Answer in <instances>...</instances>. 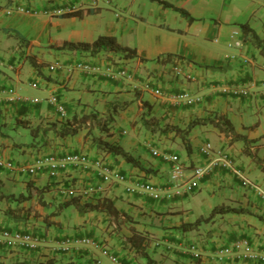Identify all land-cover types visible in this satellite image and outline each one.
Masks as SVG:
<instances>
[{
	"label": "crops",
	"instance_id": "obj_1",
	"mask_svg": "<svg viewBox=\"0 0 264 264\" xmlns=\"http://www.w3.org/2000/svg\"><path fill=\"white\" fill-rule=\"evenodd\" d=\"M12 1L14 5L25 3V7L42 13L34 16L18 12L13 20L3 26L15 31L7 33L13 41L6 43L3 38L0 39L3 47L8 46L12 50L8 57L0 56V89L10 88L14 92L12 96H0V149L13 160L30 162L36 151L60 155L71 150H84L92 157L104 156L115 168L148 176L149 181L167 188L170 186L168 164L153 158L144 142L155 140L174 150L173 144L182 145L180 134L167 131L158 135L146 129L138 119L145 107L150 108V116L159 124L169 123L180 128L186 127L194 118L217 112L226 116L234 128L238 123L240 131L235 130L244 135L242 128L247 127L242 122L246 117L241 114L242 110L253 102H264L261 91L249 97H231L220 90L222 86L234 82H254L257 85L259 80H264V55L239 26L240 22L247 21L264 41V0L254 3L256 8L245 20H239L236 12H228L224 6L221 11L212 9L207 0H166L186 10L192 20L188 21L178 12L169 13V7L151 5L149 20L142 12L131 13L134 24L128 17L118 20L116 14L115 22L103 18L102 5H110L113 0H97L95 5L82 4V0ZM136 2L141 3V0ZM69 7H93L95 12L82 17H61L59 13ZM257 7L262 8L257 10ZM99 34L114 35L120 45L133 48L136 55L124 56L113 51L89 55L57 48L63 41H91ZM235 42L237 46L233 45ZM42 53L60 62V67L49 70L48 64L53 61L45 62ZM167 53L180 58L185 71L194 74L195 79L187 80L174 75L168 62L156 58L164 57ZM245 59L247 62H244ZM26 60L38 65L32 64L33 68L29 70L31 77H27L30 84H37L33 91H27L21 75L25 72ZM76 60L90 61L99 71L90 74L69 71L68 66ZM42 64H46L47 68L40 67ZM107 65L124 68L129 76L108 79L102 73ZM206 65L221 67L214 70L206 68ZM148 81L152 86H159L166 94L188 90L201 93L203 100L193 106L174 105L167 97H157L145 88L144 84ZM53 92L64 103L65 118H60L47 102L46 98ZM16 96L30 100L19 101ZM113 102H117L116 106L124 104V108L112 112L110 107ZM253 126L258 136L264 134V129L258 132L259 124ZM60 129L67 132L58 133L56 130ZM23 131L29 132L30 136L20 140L17 137L23 135ZM206 135L212 136L214 150L204 158L196 148ZM93 137L119 143L152 171H143L113 154L100 151L94 145ZM186 137L191 153L181 156L185 164H205L218 159L217 150L228 152L231 164H215L201 178L200 185L212 189L216 187L214 191L217 194L213 191L214 196L221 201L217 205L241 206L250 213H218L200 221L197 227L182 230L177 227L179 224L207 216L198 213L194 219L187 217L192 214L191 205L202 203V198L192 192L191 198L187 193L156 201L143 193H127L120 184H106L101 193L84 197L81 196V188L99 181L91 168L70 167L56 178H49L44 172L26 175L0 169V228L32 230L39 237L36 246L31 248L0 246V264H96L97 258L101 264H109L107 256L91 246L71 248L67 252L57 250L56 246L64 235L90 236L130 264H257L234 259L217 262L211 256L218 246L239 239H247L254 249L264 251V199L259 193V190L264 192V187L253 184L246 192L240 190L244 186L239 183V176L245 177L244 169L225 148L226 144L229 146L227 137L218 133L211 124L192 126ZM74 198L80 202L107 198L112 201L119 217L126 216L136 221L130 223L134 225L130 231L143 234L151 231L148 236L145 234L144 244L146 251L151 252L149 256L153 261L149 262L124 248L122 235L110 232V228L103 224V217L97 221L98 215L94 212L100 211L80 212L73 205L64 204ZM68 212L82 221L76 222L74 218L73 222H64ZM103 214L105 218L108 216ZM128 235L130 232L127 229L123 237ZM163 235L174 238L167 243ZM189 243L198 245L202 252L200 259L191 257L187 251ZM155 244L158 247H154ZM164 244L168 245L165 246L168 251L159 255Z\"/></svg>",
	"mask_w": 264,
	"mask_h": 264
},
{
	"label": "built area",
	"instance_id": "obj_2",
	"mask_svg": "<svg viewBox=\"0 0 264 264\" xmlns=\"http://www.w3.org/2000/svg\"><path fill=\"white\" fill-rule=\"evenodd\" d=\"M83 2H91L92 4L95 0H82ZM13 11L31 13L30 9H26L23 6H16L11 9H7L6 13L10 14ZM232 46V43H229ZM234 46H237L238 43H234ZM182 61L176 60L172 66V72L176 75H183L188 79H195L192 74L186 72L182 68ZM59 64L53 62L49 65V69L53 70L57 68ZM68 70H78L83 73H95L98 72V67L92 65L89 62L85 61H76L72 65L68 66ZM102 73L109 78L118 79L120 77L126 76V71L122 69H114L110 66H105ZM32 87H36V84L33 82ZM145 88H149L151 92L157 97H167L170 102L174 105L184 104V105H193L199 103L202 99V96L198 93H193L187 90H181L180 92L173 94L164 93L160 87L153 86L151 87L149 83L144 85ZM259 88L261 92H264V80H261L259 84L249 83V84H235L231 86H224L222 90L228 92L234 96H246L251 90H256ZM14 93L10 88L0 89V96L8 95L12 96ZM16 99L24 100V98L17 96ZM49 101L54 105L55 110L58 114L63 117L65 115V109L63 104L57 99L55 94L49 96ZM147 147L149 148L150 153L169 164V179L170 186L163 188L157 186L154 183H151L144 179H138L133 182L127 180L125 174H121L117 169H114L110 163L104 158L95 157L90 158L85 152H69L65 153L62 156H54L49 153L37 154L30 163H15L8 158H6L3 153L0 151V167L6 168L8 170H14L18 172H26L28 174H36L41 171H45L49 177H56L60 171L64 170L67 166L70 165H80L83 168L91 167L95 171V175L101 180L99 182L87 184L83 193L86 195H92L103 190L104 184L111 183H120L127 182L125 186L126 192H138L143 193L149 196L154 200L161 199H170L175 195L192 192L196 189L201 178L206 174L215 164L222 162L225 165L231 164V158L228 155V152L219 149L217 150L218 159L209 160L205 164L194 165L191 170L186 173L183 162L181 161L178 154L169 152L166 149H159L155 146H152L150 142H146ZM212 150L210 142H205L199 147V152L204 156H209ZM242 183L247 185H253L247 179L243 178ZM259 193L264 199V192L259 190ZM36 244V238H34L29 232H21L18 230L10 231L7 229H0V246H9L14 245L17 247H33ZM84 246L91 245L98 247L101 251V254L105 255L109 259V264H128L127 262L121 260L118 256L110 253L107 248L99 247L89 238H77L71 240L65 238L62 240L57 247L61 251H67L70 247L74 246ZM187 251L191 254L194 259L201 258L202 252L200 251L198 245L191 243L187 247ZM215 261L223 262L227 259H234L239 261H249L252 263L264 264V251L254 249L247 239L234 240L228 244L218 246L211 256ZM96 264H100L99 259L95 260Z\"/></svg>",
	"mask_w": 264,
	"mask_h": 264
},
{
	"label": "rangeland",
	"instance_id": "obj_3",
	"mask_svg": "<svg viewBox=\"0 0 264 264\" xmlns=\"http://www.w3.org/2000/svg\"><path fill=\"white\" fill-rule=\"evenodd\" d=\"M136 1H138V0H136ZM136 1L135 2H129L126 0L125 1L113 0V2L110 5L108 3H106L107 5L103 4L102 5L103 6V8H102V14L103 15L102 16L105 20L112 21V22H115L117 16H119L118 20H123L125 17H128L130 22L132 24H134V21L132 19L134 17L131 14L132 12L136 13V14L142 12L145 15V19L149 20L150 19L149 18L150 17L149 6L154 5L156 7H159V5H160L158 2L151 1V0H141V3L136 2ZM256 1L257 0H207V2L210 3L212 9H214L216 11H219V10L221 11L222 7L224 6L228 10V12H231V11L236 12L240 17V18H238L239 20L247 19V17L250 15V12L256 8V6L254 5V3H256ZM12 2H13L12 0H0V20L2 21V23H0V39L3 38L2 40H5L6 43H10L13 41L7 35V33L8 32L15 33V31L13 32L12 29H10V30L4 29L3 26L7 22L13 20L14 17L18 14L17 11L12 12L11 14L5 13V10L10 9L14 6V4H12ZM227 2H229V4ZM24 4L25 3H23V5ZM261 8L262 7H257V10H259ZM32 10L35 11L34 14L32 13V15H34V16L41 13V11L39 12L38 10H35L34 8ZM173 11L174 10L171 8L168 9L169 13L170 12H172V14L177 13L176 11H174V12ZM222 12L225 13V10H222ZM115 14H117V16ZM212 15H214V14H212ZM136 18L139 19L138 17H136ZM137 22L139 23L141 21L137 20ZM135 24H136V22H135ZM2 40H0V41H2ZM34 47H36V46H34ZM36 50H38V49H36ZM11 53H12V50L10 48H8V46L3 47L0 44V56L1 57H8ZM34 53H37V51H34ZM42 57H43L45 62H47L49 60L54 61V59L52 60V58L49 57L48 54L42 53ZM32 66L33 65L29 61L26 60V63L24 65V69H25L24 71L25 72L21 73L23 83L26 86L27 91H33V89H35L34 87L31 86L30 81L27 79V77H31L29 70H30V68H33ZM46 66H47L46 64L40 65V67H42V68H45ZM241 114L246 116L244 118V120L242 121L243 123H245V126L247 127V128H242V130L245 132L244 136L246 138V142L243 138L242 139L239 138V139L234 141L233 137H229L224 132H221L222 135L227 137L229 146H231V145L234 146V149H231L226 144L225 148H228L230 153L234 156L236 162L243 167V169H244L243 174L245 175V177L249 181H251L253 184H258V185H260V187L261 186L264 187V169L262 167L263 162H264V134L261 136H258L254 132V126H253V125H257V124L260 125V129L258 130V132L261 129H264V102L262 100H259L258 102H253L248 108H245L244 110H242ZM252 126H253V128H252ZM128 129L130 131V127ZM233 129H234V132H236L235 129L240 131L239 130L240 125H238V123H236L235 128L233 127ZM218 133H220V132L218 131ZM219 135H221V134H219ZM29 136H30L29 132L23 131V135H19L17 138L22 140L24 138L28 139ZM262 136H263V138H261ZM206 139H208L210 142H213V138L210 135H206L203 137V141H206ZM157 146L159 148L166 147L163 145V143H160V142L157 143ZM244 147L247 148V152H246V150H244ZM172 149H174L173 151H177V153H179L182 157L186 156L185 149H184L183 145H179V144L174 145L173 144ZM15 153L18 154V152H15ZM257 158L262 160V162L258 161ZM207 185L209 186V184H207ZM208 188H209L210 193L208 191ZM215 188L216 187H214L212 189V187H206L204 185L199 184V186L196 189H194V191L192 193H194V194L198 195L200 198H202V203L197 202L196 204L191 205V208L193 211H192V214H188L187 217H191L192 219H194L198 213H205L206 215H208L210 210L212 209L211 207H213L218 202H221V201H217V197L214 196L217 194L214 191ZM249 188H250L249 186H247V187L245 186L243 189L241 188L240 190L241 191L243 190V192H246V191H248ZM192 193H190L188 195L189 198H191V196H193ZM100 212L101 213H95L94 212L95 215H98L97 221H100L103 217V224H105L106 228L109 227L110 232L121 234L122 238H123L121 240H124L123 236H124L125 232L127 231V229H128V232L131 233L130 228L134 225H131L130 223H132V222L135 223L136 221H131L128 218H126V216H124L122 218L119 216L115 217L114 215H111V216H107L105 218V215L103 214V212L102 211H100ZM183 216H186V214H184ZM74 218H76L75 219L76 222L82 221L79 217L75 216V214H73V213L69 214V212H68L64 216V222H73ZM103 224H102V226H104ZM121 229H123V230H121ZM104 232H106V231H104ZM150 232L151 231H145V234L147 233V236H148ZM163 237H164L163 240L166 239L167 243H168V241H171L172 238H174V237H171V239H170L169 235H166V236L163 235ZM169 244H170V242H169ZM165 246H168V245L164 244V248H161L159 255H163V253L168 251V250H166ZM154 247H158V246H156V244H155ZM137 255H139V254H137ZM144 259H146V258L144 257ZM217 262H219V261H217Z\"/></svg>",
	"mask_w": 264,
	"mask_h": 264
},
{
	"label": "trees",
	"instance_id": "obj_4",
	"mask_svg": "<svg viewBox=\"0 0 264 264\" xmlns=\"http://www.w3.org/2000/svg\"><path fill=\"white\" fill-rule=\"evenodd\" d=\"M156 1L163 7H169L176 12H178L180 15L187 18L188 21L192 20V17L188 14L186 10H184L181 7H177L174 4L166 1V0H151ZM95 12V9L89 8V7H77V8H69L68 10H65L61 12L59 15L61 17H69V16H77L82 17L84 15L92 14ZM239 26L241 30L244 32L245 36L248 37L252 43L259 48V51L262 55H264V41L258 36V34L251 28L247 21L240 22ZM57 48H64L66 50L70 51H79L84 52L86 54L92 55L99 51H113V52H119L124 56H134L135 50L133 48H129L126 46L120 45V43L117 41L116 37L114 35L110 34H99L97 35L93 40L91 41H63L61 44L57 46ZM176 55L172 54H165L164 57H156L157 59L161 58V61L163 62H171ZM33 65H36L32 62ZM38 67V65H36ZM206 68L209 67L211 69H219L221 66H210L206 65ZM108 79L113 80L112 78L107 77ZM115 80V79H114ZM146 102V101H144ZM117 102H113L111 104L110 109L112 112L116 111L118 108L123 109L124 104H119L118 106ZM150 108L145 107L142 111V114L139 116V121L141 125L145 126L146 129L152 132L163 133L167 131H173L175 133L180 134V139L183 144V147L185 149L186 155H189L191 153L190 144L188 142V138L186 137V134L190 130V128L196 124H206L210 123L212 124L219 132H224L229 137H233L234 141L237 139H244L246 142V138L243 134H238L234 132L233 125L231 124L230 120L223 116L222 114H219L217 112H213L212 114H209L207 116L203 117H197L192 119L188 125L184 128H180L176 125L165 123V124H159L157 121H155L150 116ZM58 133H65L67 130H56ZM94 145L97 149L104 153H110L114 156L124 160L128 164H130L133 167H138L143 171H152L150 167L143 166L139 160L131 154L130 151L123 148L119 143L108 141L106 139H103L101 137H93ZM244 150L247 152V148L244 147ZM258 161L262 162L259 158H257ZM264 169V162L262 165ZM118 172L121 174H125L127 176V173L125 171H122L118 169ZM147 180L149 179L148 176L145 175H134L130 174V178L132 180H135L136 178ZM154 200V199H153ZM161 200H168V199H161ZM156 200V201H161ZM65 205H73L78 211L80 212H88V211H102L105 212L106 215H114L115 217L118 216L117 209L112 204V201L103 198L101 200H98L96 202H80L79 199L74 198L64 203ZM226 212H241V213H250L247 208L244 207H238L228 204H215L212 209L210 210L209 214L204 218H196L192 222H183L177 226L178 228L182 230H190L194 227H197V225L200 223V221H203L204 219L211 218L212 216L218 214V213H226ZM258 217H261L258 215ZM145 234H143L140 231L132 230L130 235L125 236L123 240V247L129 249L135 254H139L142 257H145L147 261L152 262L153 260L149 256V253L146 251V244H144ZM44 264V263H39ZM46 264V263H45Z\"/></svg>",
	"mask_w": 264,
	"mask_h": 264
},
{
	"label": "clouds",
	"instance_id": "obj_5",
	"mask_svg": "<svg viewBox=\"0 0 264 264\" xmlns=\"http://www.w3.org/2000/svg\"><path fill=\"white\" fill-rule=\"evenodd\" d=\"M97 3V0H95V2L92 4L91 2H83L82 1V4H92V5H95ZM16 6H23L24 8H26V9H30L31 10V13H26V14H34V12L35 11H33L32 9L33 8H31V7H25L24 5H14L13 7H16ZM12 7V8H13ZM69 8H72V7H69ZM69 8H67L66 10H68ZM75 8H77V7H75ZM11 9V8H10ZM65 11V10H64ZM13 12H16V11H13ZM17 12H19V11H17ZM61 12H63V11H61ZM60 12V13H61ZM5 13H6V10H5ZM12 13V12H11ZM10 13V14H11ZM22 13H25V12H22ZM43 13H47V12H43ZM59 13V14H60ZM117 15V14H116ZM176 60H180V58H174L171 62H168L170 65H171V69H172V66L174 65V62L176 61ZM246 60V59H245ZM244 60V62H247V60L245 61ZM76 61H80V60H76ZM75 61V62H76ZM81 61H85V60H81ZM180 61H182V60H180ZM53 62H57L58 64H59V66L57 67V68H59L60 67V62H58L57 60H55V61H53ZM53 62H51V63H49L48 64V69H49V65L50 64H52ZM85 62H89V63H91L90 61H85ZM182 63H183V61H182ZM73 64V63H72ZM71 64V65H72ZM92 64V63H91ZM107 66H109V65H107ZM111 67V66H110ZM57 68H55V69H57ZM113 68V67H112ZM182 68H183V66H182ZM55 69H53V70H55ZM114 69H122V70H125L124 68H120V67H118V68H114ZM50 70V69H49ZM183 70L185 71V69L183 68ZM52 71V70H51ZM73 71V70H72ZM126 71V70H125ZM187 72V71H186ZM191 74V73H190ZM174 75H176V74H174ZM193 76H194V78H195V75L194 74H192ZM127 76H129V74L127 73V71H126V76H124V77H127ZM178 76V75H177ZM179 76H182V77H184L183 75H179ZM120 78H123V77H120ZM120 78H118V79H120ZM184 78H186V77H184ZM187 80H191V79H188V78H186ZM114 80V79H113ZM194 80V79H193ZM259 81H261V80H259ZM35 84H36V82H34ZM147 83H149V85L151 86V87H153L152 86V83L151 82H147ZM32 84V83H31ZM146 84V83H145ZM144 84V85H145ZM235 84H246V83H244V82H234L233 84H229V85H224V86H231V85H235ZM247 84H249V83H247ZM37 85V84H36ZM32 86V85H31ZM224 86H222L221 88H220V90L222 91V92H224L223 90H222V88L224 87ZM159 87V86H158ZM35 88V87H34ZM2 89V88H1ZM150 92H151V90L149 89V88H147ZM161 89V88H160ZM12 90V89H11ZM162 90V89H161ZM13 91V90H12ZM188 91V90H187ZM260 91V89H256V90H251V92L248 94V95H246V96H234V95H232V94H230V93H228V92H224V93H226L227 95H229V96H231V97H249L252 93H254V92H259ZM191 92V91H190ZM14 93V92H13ZM152 93V92H151ZM193 93H195V92H193ZM262 93H264V92H262ZM52 94H55L56 95V97H57V99L63 104V106H64V103L61 101V99H60V96H58L57 94H56V92H53V93H51L50 95H52ZM153 94V93H152ZM198 94H200L201 96H202V94L201 93H198ZM49 95V96H50ZM154 95V94H153ZM49 96L46 98L47 99V102L55 109V107H54V105L49 101ZM17 97V96H16ZM18 100V99H17ZM24 100H26V101H28V100H30V98H25ZM202 100H203V96H202V99H201V101L199 102V103H201L202 102ZM20 101V100H19ZM21 101H23V99L21 100ZM196 104H198V103H196ZM179 105H184V104H179ZM193 105H195V104H193ZM193 105H185V106H193ZM64 109H65V106H64ZM56 111V110H55ZM57 112V111H56ZM58 113V112H57ZM58 116L60 117V118H65V116H66V110H65V115L63 116V117H61L59 114H58ZM208 124H210V123H208ZM123 132H125V131H123ZM146 142H150L151 143V145L152 146H155V147H157V148H159L158 146H157V143H158V141H152L151 139H149V140H146L145 142H144V146L146 147V149H147V151H148V153L153 157V158H156V159H158V160H161V159H159V158H157V157H154L151 153H150V151H149V148L147 147V145H146ZM205 142H210V141H202L198 146H197V153H199V155H201L202 157H204V158H207V156H204L202 153H200L199 152V147L203 144V143H205ZM210 144H211V146H212V150H211V152L214 150L213 149V145H212V143L210 142ZM183 145V144H182ZM159 149H166L167 151H169V152H173V153H176V154H178L176 151H173V150H170L169 148H167V147H162V148H159ZM223 150V149H222ZM0 151L3 153V150L2 149H0ZM79 151H81V152H85L86 154H88V156L90 157V158H95V157H101V158H104V156H102V155H97V156H94V157H92L90 154H89V152H87V151H84V150H71V151H67V152H63L62 154H60V155H54V154H52V155H54V156H62L63 154H65V153H69V152H79ZM225 151V150H224ZM211 152H210V154H211ZM227 152V151H226ZM42 153H45V152H42V151H36L35 153H34V157L37 155V154H42ZM49 154H51V153H49ZM3 155H4V153H3ZM5 156V155H4ZM178 156L180 157V159H181V161L183 162V164H184V167H185V172L186 173H188L190 170H191V168L194 166V165H197V164H190V163H187V164H185L184 163V161L182 160V158H181V155L180 154H178ZM210 156V155H209ZM6 157V156H5ZM33 157V158H34ZM6 158H8L9 160H11V161H13V162H15V163H30V162H19V161H16V160H13L12 158H10V157H6ZM104 160H106L105 158H104ZM107 161V160H106ZM161 161H163V160H161ZM109 162V161H108ZM163 162H165V161H163ZM110 163V162H109ZM165 163H167V162H165ZM168 164V163H167ZM110 165L114 168V169H117V168H115L113 165H112V163H110ZM203 165V164H202ZM70 167H80V168H82V169H88V168H91V167H88V168H83L82 166H80V165H76V166H74V165H70V166H67L65 169H67V168H70ZM168 167H169V164H168ZM0 169H2V170H6V171H10V172H16V173H19V174H26V175H37V174H39V173H45L46 175H47V173L45 172V171H41V172H38V173H36V174H28V173H26V172H18V171H14V170H8V169H6V168H2V167H0ZM64 169V170H65ZM92 170H93V168H91ZM64 170H62V171H60L59 172V174L61 173V172H63ZM93 172H94V175H95V171L93 170ZM168 173H169V171H168ZM58 174V175H59ZM57 175V176H58ZM205 175V174H204ZM48 176V175H47ZM56 176V177H57ZM96 176V175H95ZM239 176V175H238ZM49 177V176H48ZM56 177H54V178H56ZM97 177V176H96ZM127 180L129 181V182H133V181H136V180H138L139 179V177H138V179L136 178L135 180H132L131 178H130V173H127ZM49 178H53V177H49ZM97 178H99V177H97ZM243 178H245V179H247L246 177H242V176H239V183L242 185V186H249V187H252L253 185H249V184H247V185H245V184H243L242 183V179ZM101 179L99 178V181H100ZM168 182H169V184H170V179L168 178ZM248 180V179H247ZM99 181H97V182H99ZM147 181H149L148 179H147ZM249 181V180H248ZM149 182H151V181H149ZM200 182H201V180H200ZM249 182H251V181H249ZM151 183H153V182H151ZM252 183V182H251ZM90 184V183H89ZM111 184H113V185H116V184H120V185H122L123 186V188H124V190H125V186H126V184H127V182H120V183H111ZM155 184V183H154ZM253 184V183H252ZM87 185V184H86ZM106 184H104V186H105ZM109 185V184H108ZM85 187V186H84ZM84 187H82L81 188V196H84V197H91V196H94V195H96V194H98V193H101L103 190H104V188H103V190L102 191H100V192H98V193H95V194H92V195H86V194H84L83 193V189H84ZM66 190V189H65ZM194 191V190H193ZM192 191V192H193ZM125 192H126V190H125ZM127 193H129V192H127ZM131 193H138V192H131ZM187 193H191V192H186V193H182V194H178V195H175V196H180V195H183V194H187ZM173 198V197H172ZM172 198H170V199H172ZM98 200H101V199H98ZM97 200V201H98ZM169 200V199H168ZM0 229H7V230H10V231H14V230H18V231H21V232H29V233H31V235L34 237V238H36V244H37V242H38V240H39V237H38V234H37V232L36 231H32V230H20V229H9V228H0ZM83 237H85V238H89V239H91L95 244H97L99 247H105V248H107L108 249V251H109V248L107 247V246H105L104 245V243H100V242H98V241H96L94 238H92V237H90V236H71V235H64V237H63V239H61L60 240V242L62 241V240H64L65 238H69V239H71V240H75V239H77V238H83ZM59 242V243H60ZM58 243V244H59ZM36 244H35V246H36ZM191 243H189L188 244V246L190 245ZM197 245V244H196ZM1 246H3V245H1ZM84 246H91V245H84ZM34 247V246H33ZM80 247H83V246H78V247H75V245L74 246H72V247H70V249L71 248H80ZM91 247H94V246H91ZM23 248H31V247H23ZM94 248H97L99 251H100V249L98 248V247H94ZM56 249L57 250H59V251H61L57 246H56ZM69 250V249H68ZM67 250V251H68ZM67 251H61V252H67ZM100 253H101V251H100ZM110 253H112V252H110ZM112 254H114V253H112ZM103 255V254H102ZM115 255V254H114ZM103 256H105V255H103ZM117 256V255H116ZM192 257V256H191ZM108 258V257H107ZM120 258V257H119ZM193 258V257H192ZM98 259V258H97ZM121 259V258H120ZM194 259V258H193ZM198 259H200V258H198ZM121 260H123V259H121ZM195 260H197V259H195ZM101 261V260H100ZM123 261H125V260H123ZM125 262H127V261H125ZM128 263V262H127ZM63 264H68V263H63ZM101 264V263H100ZM128 264H130V263H128ZM257 264H259V263H257Z\"/></svg>",
	"mask_w": 264,
	"mask_h": 264
}]
</instances>
